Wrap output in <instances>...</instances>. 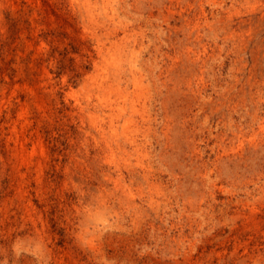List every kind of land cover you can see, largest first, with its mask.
Returning <instances> with one entry per match:
<instances>
[{"label":"rangeland","instance_id":"obj_1","mask_svg":"<svg viewBox=\"0 0 264 264\" xmlns=\"http://www.w3.org/2000/svg\"><path fill=\"white\" fill-rule=\"evenodd\" d=\"M0 264H264V0H0Z\"/></svg>","mask_w":264,"mask_h":264}]
</instances>
